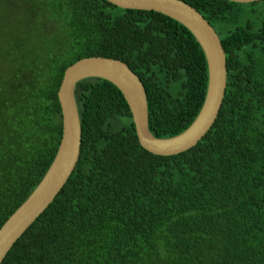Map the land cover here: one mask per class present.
I'll use <instances>...</instances> for the list:
<instances>
[{"label":"trees","instance_id":"16d2710c","mask_svg":"<svg viewBox=\"0 0 264 264\" xmlns=\"http://www.w3.org/2000/svg\"><path fill=\"white\" fill-rule=\"evenodd\" d=\"M183 1L227 54L212 129L186 152L154 155L123 93L85 79L79 162L2 264H264V17L257 2ZM88 57L121 60L141 78L158 138L186 131L205 103L208 62L178 21L107 0H0V229L54 162L59 90Z\"/></svg>","mask_w":264,"mask_h":264},{"label":"water","instance_id":"95a60500","mask_svg":"<svg viewBox=\"0 0 264 264\" xmlns=\"http://www.w3.org/2000/svg\"><path fill=\"white\" fill-rule=\"evenodd\" d=\"M107 1L122 9L164 14L191 31L201 45L209 66L205 103L196 120L186 131L175 137L158 138L150 130L148 95L144 83L128 64L112 58L88 57L70 66L59 90L64 124L59 150L42 182L0 229V264L17 241L54 202L79 162L83 142L76 99L79 83L89 78H100L114 84L130 106L140 144L158 156L178 155L194 148L209 133L219 117L228 86L227 54L220 36L210 22L183 0ZM227 1L250 4L261 0Z\"/></svg>","mask_w":264,"mask_h":264},{"label":"rangeland","instance_id":"374dc122","mask_svg":"<svg viewBox=\"0 0 264 264\" xmlns=\"http://www.w3.org/2000/svg\"><path fill=\"white\" fill-rule=\"evenodd\" d=\"M258 12V17H264V0L257 2L255 8Z\"/></svg>","mask_w":264,"mask_h":264}]
</instances>
